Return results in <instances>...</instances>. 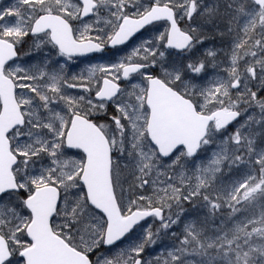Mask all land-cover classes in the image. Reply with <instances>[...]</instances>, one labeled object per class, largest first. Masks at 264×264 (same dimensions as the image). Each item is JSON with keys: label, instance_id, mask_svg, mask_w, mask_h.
Returning a JSON list of instances; mask_svg holds the SVG:
<instances>
[{"label": "snow or ice", "instance_id": "6c2138e0", "mask_svg": "<svg viewBox=\"0 0 264 264\" xmlns=\"http://www.w3.org/2000/svg\"><path fill=\"white\" fill-rule=\"evenodd\" d=\"M0 264H264V0H0Z\"/></svg>", "mask_w": 264, "mask_h": 264}]
</instances>
